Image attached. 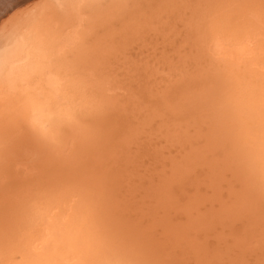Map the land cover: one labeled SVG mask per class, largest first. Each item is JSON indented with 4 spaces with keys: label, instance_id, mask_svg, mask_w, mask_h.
Masks as SVG:
<instances>
[{
    "label": "rangeland",
    "instance_id": "1",
    "mask_svg": "<svg viewBox=\"0 0 264 264\" xmlns=\"http://www.w3.org/2000/svg\"><path fill=\"white\" fill-rule=\"evenodd\" d=\"M0 27V264H264V0H0Z\"/></svg>",
    "mask_w": 264,
    "mask_h": 264
},
{
    "label": "bare ground",
    "instance_id": "2",
    "mask_svg": "<svg viewBox=\"0 0 264 264\" xmlns=\"http://www.w3.org/2000/svg\"><path fill=\"white\" fill-rule=\"evenodd\" d=\"M1 28V27H0ZM12 31V30H11ZM13 32V31H12ZM9 33V32H8ZM18 33V32H17ZM7 35H9V34H7ZM4 36V35H3ZM6 37V36H5ZM4 37V39H0V66H4V64H5V62L6 61H4L5 60V55L3 56V54L5 53V52H7L8 50V48H11L12 47V44H13V38H5ZM42 106V105H41ZM40 106V107H41ZM159 107V106H158ZM42 108V107H41ZM47 108V107H46ZM164 109V108H163ZM34 110V109H33ZM47 111L48 112H45L44 114H42V113H40L39 115H38V117H41L42 119H43V123L45 124V123H47V125L50 123V122H54V121H57V118H58V116L60 115L59 114V112L57 111V110H55V109H51V108H49V109H47ZM164 112H165V110H163ZM30 112V111H29ZM39 112H41V110H39ZM34 113V112H33ZM36 113V112H35ZM34 113V114H35ZM38 114V113H37ZM157 115V114H156ZM164 115V114H163ZM42 122V121H41ZM160 123V122H159ZM178 123H180V122H178ZM54 124V123H53ZM50 126H52V124L50 123V125H49V127ZM166 126V125H165ZM179 126V125H178ZM39 127V126H38ZM48 127V126H47ZM48 127V128H49ZM173 127V126H172ZM176 127V126H175ZM180 128V127H179ZM44 129V128H43ZM176 130H177V128H176ZM181 130V129H180ZM172 132H173V130H171ZM171 132V133H172ZM175 132V131H174ZM177 132V131H176ZM180 134V133H179ZM171 216V215H170ZM146 239V238H145ZM161 242V241H160ZM73 251V250H72ZM184 251V250H183ZM52 259V258H51Z\"/></svg>",
    "mask_w": 264,
    "mask_h": 264
}]
</instances>
